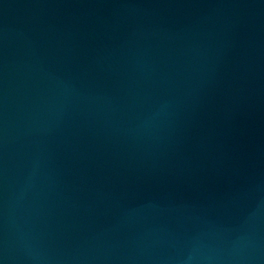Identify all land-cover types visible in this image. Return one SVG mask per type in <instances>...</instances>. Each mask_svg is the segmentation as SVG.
I'll return each instance as SVG.
<instances>
[{"label": "water", "instance_id": "obj_1", "mask_svg": "<svg viewBox=\"0 0 264 264\" xmlns=\"http://www.w3.org/2000/svg\"><path fill=\"white\" fill-rule=\"evenodd\" d=\"M0 264H264V0H0Z\"/></svg>", "mask_w": 264, "mask_h": 264}]
</instances>
